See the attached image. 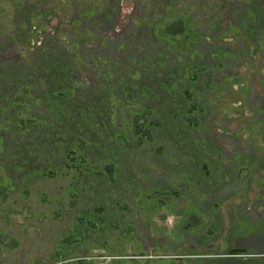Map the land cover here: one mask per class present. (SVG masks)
<instances>
[{"label": "rangeland", "instance_id": "1", "mask_svg": "<svg viewBox=\"0 0 264 264\" xmlns=\"http://www.w3.org/2000/svg\"><path fill=\"white\" fill-rule=\"evenodd\" d=\"M258 1L262 5L260 13H264V0H23L22 6L0 0V84L7 87L6 83L16 82L15 76L22 73L15 72L19 69L40 76L41 66H34L38 54L35 49L40 44L50 51L66 53L69 60L75 53L81 55L84 64L77 63L73 76L87 81L88 86L76 88L75 97L63 101L69 116L68 132L63 118H46L41 111L46 108L44 102L39 103L35 113L48 120V125L25 135L10 129L7 117L13 111L0 114V137L5 147L0 165L14 180L13 188L0 190V264H62L66 262L62 254L67 252V261L80 264H264V134L258 133L259 128L264 131V69L253 71V67L264 66V51L255 48L259 40H264V15L253 21L246 13L254 10ZM42 4L57 15L47 17L51 20L50 36L39 29L34 30L31 39L21 41L30 28L27 13ZM88 4L94 6L83 13L94 16L76 24L73 20ZM185 10L198 20L200 32L206 34L209 30L211 38L227 30L228 23L257 31L249 34L255 46H247L240 37H224L221 42L209 37L199 40L197 48L208 64L212 63L208 53L213 45L230 51L222 60L224 67L214 69V81L226 89L224 77L236 76L231 87L238 96L224 106L219 104L222 93L212 98L211 91L195 84L203 93L201 103L207 107V129L202 133H188L180 120L166 119L171 111L170 99H175L162 89V84L168 86L181 78L183 62H179L178 52L160 39L164 29L156 32L155 23L160 14L187 15ZM191 27L188 24L187 28ZM180 52L179 57L188 59L187 52ZM136 71L139 75H134ZM247 76V103L254 111L243 108L238 113L245 89L238 80ZM120 77L124 79L123 87L134 85L137 93L145 84L153 88L156 100L146 99L145 104L157 109L164 126L152 143L136 144L137 136H133V147L124 136L105 141L121 128L119 112L111 120L105 103L112 85L121 91ZM42 78L38 88L54 91L53 81ZM256 78L263 80L259 86L253 84ZM39 92L36 89L34 96L39 97ZM128 113L126 109L123 114ZM89 114L95 115L94 122L102 134L91 130L93 118ZM256 121L254 143L248 125ZM142 122L141 118L139 124ZM72 135L87 137L91 145H83V159L70 163L60 154L58 141L69 144ZM30 138L34 141L28 142ZM200 139L205 143L204 150L194 143ZM208 149L218 150L221 156L206 154ZM204 156L205 161L209 158L221 166V171L208 180L199 169ZM109 163H114L117 170L113 180L102 172ZM44 164L58 166L57 175L24 176L25 170ZM238 165L245 168L235 177ZM22 175L28 178L20 184ZM186 177L195 179L196 184H191L194 193L179 187ZM176 187L181 189V196L169 199L167 206L156 209V203L148 198L150 188L178 192ZM153 198L158 200L156 195ZM96 206L103 208L106 222L94 239L107 247L95 246L87 252L90 237L67 232L76 225L79 214H95ZM73 241L79 243L72 249L63 246ZM233 250L245 254L231 257L229 252Z\"/></svg>", "mask_w": 264, "mask_h": 264}, {"label": "trees", "instance_id": "2", "mask_svg": "<svg viewBox=\"0 0 264 264\" xmlns=\"http://www.w3.org/2000/svg\"><path fill=\"white\" fill-rule=\"evenodd\" d=\"M226 1V0H225ZM259 4V10L262 9V5ZM261 11V10H260ZM263 16L264 13H261ZM251 18L254 17L252 13H250ZM249 16V18H250ZM184 18V16H183ZM186 18V16H185ZM179 19V18H176ZM253 19V18H252ZM264 19V17H263ZM172 21V20H170ZM168 19L165 21H158L155 23L158 25L156 28L157 31L161 33L162 29L163 34L161 33L160 39H164L166 41V44L172 46L178 54L181 53L180 50L182 48V51L188 52L189 56L188 59H182V70L183 74L181 78H178V80L175 81V83H171V85L166 86L165 84H162V89H165L166 92L173 96L171 101L169 102L170 110L168 111V118H174L175 120H180L179 124L185 128L186 132L190 133L196 132V133H202L206 131L207 126L204 120V116L207 113V107L203 103H201V98L203 97V93H201L196 87L195 84L198 83L201 86L205 88V91H211L212 98L216 97V94L222 93L221 97L223 100H220L219 104H222L226 106L228 102H231L234 99V96H237V94H234V91L231 87L233 83H235L236 76H228L224 77L223 82L227 86V88H221L218 87L217 82L214 81V69L220 67H224L222 64V60L225 56L230 54V51H225L219 46L213 45L210 48L209 51V58L212 60L211 64H208L204 61V54L198 50L197 44L199 40L202 37H209L210 35H203L199 29L198 21H193L191 19L184 20L179 19L178 22L176 21L173 26L171 25ZM188 24H192V26H195V33L194 36L188 33ZM214 26V25H212ZM154 29V27H153ZM209 34V33H208ZM250 35L257 34L254 32V29L243 25V28L240 29L239 27L232 25L228 23L227 30H224L222 33L218 34L216 37H212L211 40L213 41H220L226 37H233L234 40H236L238 37H240L247 46H252L255 43L251 42L249 39ZM163 40V41H164ZM256 45V46H255ZM256 51H262L264 48V40H259L257 44H255ZM63 54V56H62ZM65 54V55H64ZM66 53L64 52H58L56 50L52 51H44L43 53L40 52L39 55L36 56V62L34 66H41V69L39 70L41 74L43 75V78L40 76L36 77L38 74L33 73H25L23 69L16 70L15 72L21 73L19 76H15V83L8 82L7 87L5 84H0V98L4 100V102H0V114L4 115L8 111H13L10 114L9 117H7L8 120H10V129L15 130L18 132V134H27L29 131L33 129L40 128L42 126L48 125V120L55 117L62 120V118L65 121L66 131L69 130V122H68V114L65 111V106L63 105V101L66 99H72L75 97L77 89L76 88H84L86 89L87 81L85 80H75L73 76V72L77 71V63L84 64L82 61V56L78 53H75L74 59L69 60L66 57ZM261 54L258 53V60H260ZM264 62V59H262ZM216 61H219V64H215ZM260 69L264 68V66H260ZM52 69V71H51ZM256 71L259 72V69H256ZM50 73L49 76H45L44 74ZM134 75H139V71H136ZM203 75V78L201 77ZM131 76V75H129ZM45 79V81H50L52 84H54V91H49V89L45 88H38L39 85V79ZM123 78L120 77L119 84L121 85V91H117L115 89V86L112 85L110 90L108 91V99L105 103H107V106L110 110V119L114 120L116 119V116L114 113L119 112V115L121 117V128L114 131V133L109 136L105 141L108 142L109 140L116 139L119 137L124 136L125 140L130 147H133L132 143L134 142V137H136V144H142V143H152L156 138L155 134L160 131L162 126H164V121L159 117V113L155 107L149 106L145 104V100H156V96L154 94L153 88L148 85H142L140 88V91L137 93L133 88H135L134 85H130V88L123 87L122 82ZM240 83H244V93L243 98L241 100V106H238V113L243 112V108H245L247 111L252 112L254 109L252 108L251 104L247 103V92L249 91V86H247L248 82L250 81L249 76H247L244 79L238 80ZM260 82H263L261 78H256L253 80V84L255 86H259ZM112 84V83H111ZM110 87V86H109ZM36 89H40L41 92H39V97L34 96V92ZM253 88L250 87V90ZM82 91V89H80ZM19 96H22L24 99L18 100L17 98ZM138 96H142L144 99H139ZM171 96V97H172ZM238 97V96H237ZM27 98L30 99V101H27ZM177 98V100H176ZM220 99V98H219ZM212 103L214 106L217 104ZM135 101H137L135 103ZM44 102L46 105V108L41 109L42 113L44 112L46 114V119H43L42 116L35 113V109L38 108L39 103ZM143 102V103H142ZM129 110V108H131ZM80 108V107H79ZM83 109V108H81ZM128 109L129 115H124V111ZM84 114V110H82ZM107 113L108 110H107ZM123 114V115H122ZM122 115V116H121ZM220 115V114H219ZM91 118H93V122L90 126H92L91 130L99 131V133L102 134V131L99 130V125L94 122L95 115L89 114ZM13 117V118H12ZM143 119L142 124H139V120ZM89 122V120H87ZM220 122V118H219ZM258 121L249 123L248 130L250 131L251 139L254 143H257L256 134L254 133L255 128L258 126ZM2 127L3 123H0ZM179 129L182 130V127L180 126ZM247 130V129H246ZM177 132V131H176ZM264 131L262 129H258V133H261L263 135ZM127 135H132L128 136ZM177 135V134H173ZM74 138L70 141L69 144H66L65 142L58 141V146L60 150V154H63L64 158L68 160L70 163H73L76 158L83 159V145L86 147H90L91 143L88 140L87 137L83 135H72ZM86 136H90L89 134ZM264 136V135H263ZM33 138H30L28 142H33ZM104 142V143H106ZM195 145L200 149L204 150L205 143L203 140H194ZM3 138L0 137V156L5 148L3 145ZM257 145V144H255ZM160 149V148H158ZM162 150L164 148H161ZM208 152L211 155H217L218 157L221 156L220 152L216 149H208L206 154ZM79 155V156H78ZM204 156V163H202L199 167V169L202 172L203 177L208 180V178H211L213 173H217L221 171V166L219 164H216L214 160H210L209 158L205 161ZM50 163V162H49ZM245 167L242 165L237 166V171L235 173V177H238L242 169ZM59 171L58 166H51V165H40L36 168H31V170H25L24 176L26 174L28 175H38V176H45V177H53L57 175ZM105 176L107 175L111 178V180L115 179L114 177L117 175V170L115 168L114 163H109L105 165L102 171ZM101 172V173H102ZM250 172V171H249ZM23 175L20 176V184L21 182L26 183L27 178H23ZM22 180V181H21ZM195 179L191 177H186L183 182L180 183L179 187H186V189L190 190V192L194 193L192 183L196 184ZM14 180L12 177L8 176L4 170V168L0 165V190L5 188H13ZM191 186V187H190ZM179 187H176V189H179ZM150 192L147 194L150 201H152V204L154 202L156 203V209L165 205H169L170 201L169 199H174L175 197L178 198L181 196V189L176 192L175 190L169 191V190H154L149 189ZM173 194V195H172ZM158 196V200L153 198V196ZM170 196V197H169ZM189 204V203H188ZM155 209V210H156ZM95 214H87V213H81L79 216L76 217L75 220V226L73 229L69 232H67L71 236H75L78 233H86L89 238V244H86V250L85 251H91L95 246L100 247L102 249L107 247V244H101L98 239H94L95 234L98 232V230L101 228L102 223L106 222V215L104 214L103 208L96 206L94 208ZM110 226H116L112 222H109ZM130 230H126L125 232H129ZM79 242L73 241L71 243L63 244V246L66 247V249L72 247H75ZM64 253V252H63ZM70 253L67 252L66 254H62V260H65L66 262L62 264H80V263H70V261H67V256ZM231 257H236L243 255L244 253L238 252V251H231L229 252ZM59 256H56L55 259H58ZM61 260V261H62ZM58 261V260H57Z\"/></svg>", "mask_w": 264, "mask_h": 264}, {"label": "flooded vegetation", "instance_id": "3", "mask_svg": "<svg viewBox=\"0 0 264 264\" xmlns=\"http://www.w3.org/2000/svg\"><path fill=\"white\" fill-rule=\"evenodd\" d=\"M14 4H16V5H18L19 4V6H22L23 5V0H11ZM40 1H42L43 3H44V0H40ZM94 6V4H88L85 8H83L82 10H81V12H80V17L79 18H77V19H75V20H73L76 24H79V25H81L80 23H83V21H87V19H89V17H92V16H94V15H86V14H84L83 13V11L85 10V11H87V10H89L91 7H93ZM171 6H172V8L174 7V5L173 4H171ZM191 9V8H190ZM183 12H187L186 10L185 11H183ZM178 13V12H177ZM166 14V13H165ZM48 15H50V16H56L57 17V15H56V12L54 11V10H51L50 8L49 9H47L46 7H45V5L44 4H42V5H39V7L37 6L35 9H33L31 12H29V13H27V25L30 27L29 29H27L26 30V32L24 33V35L20 38L21 39V41L22 40H26V39H31L32 38V36L34 35L33 33L35 32L34 30H37V31H39V29H43V33H45V36H47V34H48V36H50L49 35V29L51 28V26H50V22H51V20L50 19H48L47 17H48ZM161 16V18L159 19V21H163L164 19H165V21H167V19L170 21V20H172V21H170V22H172V23H175L176 21L178 22V20L179 19H183V16H184V18H185V16H186V18L188 17V19L187 20H189V19H191V20H193L194 22L195 21H198V20H194V18L192 17V15H190L188 12H187V15L185 14V13H180V14H176V16L174 17V15H172V16H163L162 14H160L159 15V17ZM176 18H179V19H176ZM40 19H42L41 20V22L40 23H36V20H40ZM186 21V20H185ZM25 26V25H24ZM36 26H37V29H36ZM198 29H199V27H198ZM195 31V26H192L191 27V29H189L188 30V33L189 34H191V35H193L194 36V32ZM200 31V30H199ZM202 33V32H201ZM208 33H210L209 32V30H207L206 31V34H203V35H208ZM50 38V37H49ZM204 38H206V37H202L201 39H204ZM208 38V37H207ZM35 39V38H34ZM200 39V40H201ZM24 42H22V44H23ZM36 43H37V40H36ZM35 44V43H34ZM33 44V45H34ZM76 45V43H74L73 44V46H75ZM26 48H27V53H29V46L26 44V45H24ZM35 49V48H34ZM54 49V48H53ZM181 50H182V48H181ZM44 51H50V49H47V48H43V47H40V44L38 45V47H36V49H35V52H37L38 54L37 55H39L40 54V52L41 53H43ZM31 53H32V51H31ZM188 53V52H187ZM208 55H209V53H208ZM188 56H189V53H188ZM178 58H180V60H179V62H181V57H179V54H178ZM30 101V99L29 98H27V101Z\"/></svg>", "mask_w": 264, "mask_h": 264}, {"label": "crops", "instance_id": "4", "mask_svg": "<svg viewBox=\"0 0 264 264\" xmlns=\"http://www.w3.org/2000/svg\"><path fill=\"white\" fill-rule=\"evenodd\" d=\"M225 1V0H224ZM259 3H260V1H258ZM224 5H225V3H224ZM257 11H258V14L256 15V13H257ZM247 13V18L250 16V13H252V15L254 16V17H252L251 18V16H250V19H252L253 21L256 19V17H258V16H262L261 15V13H260V10H259V4L256 6V8L254 9V10H249V11H247L246 12ZM260 13V14H259ZM256 33H257V31H256ZM263 51H264V48H263ZM260 66H262V64L260 65ZM259 66V67H260ZM256 69L257 68H254L253 67V71H256ZM259 69V68H258ZM264 69V68H263ZM261 69H259V71H260ZM255 77V76H254ZM253 80H255V79H253ZM237 160V159H236ZM229 162V161H228ZM236 171H237V169H235V171H234V176H235V173H236ZM264 241V240H263ZM243 250V249H242ZM238 252H240V250H238ZM245 254V253H244Z\"/></svg>", "mask_w": 264, "mask_h": 264}]
</instances>
